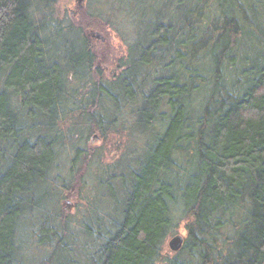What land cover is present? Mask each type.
<instances>
[{
	"label": "trees",
	"instance_id": "obj_1",
	"mask_svg": "<svg viewBox=\"0 0 264 264\" xmlns=\"http://www.w3.org/2000/svg\"><path fill=\"white\" fill-rule=\"evenodd\" d=\"M55 2L0 0V264L25 230L37 264H264V0H117L136 33L109 79L96 15L66 24ZM125 130L145 140L128 163L84 146ZM93 168L104 192L72 216Z\"/></svg>",
	"mask_w": 264,
	"mask_h": 264
},
{
	"label": "rangeland",
	"instance_id": "obj_2",
	"mask_svg": "<svg viewBox=\"0 0 264 264\" xmlns=\"http://www.w3.org/2000/svg\"><path fill=\"white\" fill-rule=\"evenodd\" d=\"M115 1L116 3L111 6L109 0H57V2L54 3V12H52L55 14L56 19L65 21L66 24H71L73 22L82 23L83 21H86L85 15H91L92 13L96 15L97 18L99 16L105 18L104 23L95 17H93L95 20H93L92 23L89 21L83 22L86 24V30L88 33L87 37L94 44L95 52H97L98 55L96 65L103 69L105 79L116 77L120 74L122 70L121 61L122 59H126L129 52L128 47L135 41L134 37L136 33L135 27L137 19L135 12L130 7L121 8L118 5L117 0ZM40 12L41 10L37 11V17L40 16ZM94 32H99L100 36L95 35ZM0 85H2V82H0ZM127 119H129L128 122L130 124L131 117L127 116ZM69 124L70 122L65 121L61 130L68 131L67 126ZM89 140L90 141L87 143H84V146L86 148L87 146L90 147L94 152H100L103 158L99 161L105 166L115 162L121 163V161L128 163L130 157L135 153L138 154L142 151L140 149L145 142V140L137 138L136 135H130L127 130L122 131L118 135L109 134L105 138L100 137L98 134H93L89 137ZM134 150L138 151L133 153ZM66 157V154L63 157H60L59 163L62 165L61 167H63V163H66L67 161ZM120 168V165L118 168L116 167V169L112 171L113 174H119ZM95 172V168L92 169V172L89 171L91 174L87 176L86 187L82 192L86 199L84 202H77L78 204L80 203L79 208L75 209V205L72 204L73 206L71 207H73V210L70 211L72 216H78L79 212L81 213L84 211L81 215H84L86 219H88L89 217H87V214L90 207L89 204L102 196V192H104V190H102L103 185L101 186V183L99 185L98 180L96 181ZM58 203L59 199H56L55 203L50 205V208H52L53 211H57L59 208ZM178 224V228L168 235L161 246L162 250L160 258L162 261H166L174 256L175 250L170 247V243L174 240V237L179 234L187 236L185 222L182 220ZM78 236L77 239L84 238V236H81V231ZM23 240L24 250L22 253L24 255L21 264H37L43 251L40 250L38 243H36L29 235L28 230H25ZM75 244L77 246L75 253L78 257L81 255V250L78 249L80 246L76 240ZM85 255L86 253H82L81 258L85 257Z\"/></svg>",
	"mask_w": 264,
	"mask_h": 264
},
{
	"label": "water",
	"instance_id": "obj_3",
	"mask_svg": "<svg viewBox=\"0 0 264 264\" xmlns=\"http://www.w3.org/2000/svg\"><path fill=\"white\" fill-rule=\"evenodd\" d=\"M95 35L100 36L99 32H94ZM179 241L180 240H176L174 239L171 243H170V247H172L173 250H177L179 248Z\"/></svg>",
	"mask_w": 264,
	"mask_h": 264
},
{
	"label": "bare ground",
	"instance_id": "obj_4",
	"mask_svg": "<svg viewBox=\"0 0 264 264\" xmlns=\"http://www.w3.org/2000/svg\"><path fill=\"white\" fill-rule=\"evenodd\" d=\"M98 81H99V80H98ZM119 99H122V96H121Z\"/></svg>",
	"mask_w": 264,
	"mask_h": 264
}]
</instances>
